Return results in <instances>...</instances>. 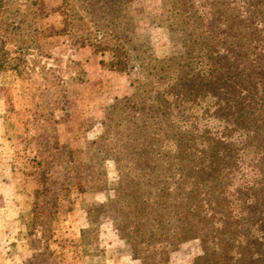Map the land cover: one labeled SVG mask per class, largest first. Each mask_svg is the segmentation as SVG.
Masks as SVG:
<instances>
[{"label":"rangeland","instance_id":"1","mask_svg":"<svg viewBox=\"0 0 264 264\" xmlns=\"http://www.w3.org/2000/svg\"><path fill=\"white\" fill-rule=\"evenodd\" d=\"M243 1L0 0V73L10 72L0 76V97L9 104L6 113L0 107V124H7L15 137L8 164L15 174L8 173L6 158L0 156V184L14 180L21 212L3 201L6 189L0 186V264H140L124 249L116 229H122L119 219L106 215L98 219L101 226L92 224L99 229L97 250L103 253L93 255L92 247L77 246L81 230L89 228L87 210L97 211L107 198L123 199V182L143 174L144 149L164 157L162 166L172 174L167 182L177 189L179 170L190 172L194 166L181 160L177 149L190 147L195 120L202 132L203 109L193 111L187 126L176 119L167 122L174 108L173 118L179 111L168 106L165 111L158 102L149 105L151 115L129 110L125 117L130 84L155 73L158 60L189 54L199 59L202 50L189 48L196 35L200 41L219 36L235 54L241 52L243 38H249L250 5L258 0H251L242 15ZM127 34L133 56L126 71L101 65L110 61V53H95L87 45H123ZM113 105L116 110L107 108ZM80 178L90 183L85 191L75 184ZM37 188L42 193L34 216ZM200 256L199 241L189 240L170 254V264H195Z\"/></svg>","mask_w":264,"mask_h":264},{"label":"trees","instance_id":"2","mask_svg":"<svg viewBox=\"0 0 264 264\" xmlns=\"http://www.w3.org/2000/svg\"><path fill=\"white\" fill-rule=\"evenodd\" d=\"M250 3L253 1H243L242 15ZM250 6L254 10L250 11L249 38H243L238 54L219 36L200 41L196 35L189 48L202 50L199 59L189 54L181 60H158L155 73L131 82L133 94L127 97L128 104H123L125 117L131 110L151 115L149 105L158 102L165 111L168 107L179 111L173 118L174 108L167 122L176 119L187 126L193 111L203 109L202 132L197 131L199 119L195 120L189 128L190 147L177 149L181 160L193 163V170H179L181 182L173 194V184L167 182L172 174L162 166L164 157L152 151L145 154L144 149L142 176L123 182V199L107 198L96 205L97 211L87 210L89 228L81 230L77 246L92 247L93 255L103 253L97 250L99 229L94 226H101L98 219L106 215L119 219L122 229H116L124 249L140 264H170V254L189 240H198L201 245L202 256L195 264H264V0ZM129 34L123 37V45L116 41L87 45L93 46L95 53H110V61H101V65L126 71L133 56L128 54ZM0 60L1 70V55ZM139 70L146 71L142 62ZM107 108L116 110V105ZM226 176L232 177V190ZM225 177V181L220 179ZM75 184L81 191L90 185L84 178ZM41 193L39 188L34 192V216Z\"/></svg>","mask_w":264,"mask_h":264},{"label":"crops","instance_id":"3","mask_svg":"<svg viewBox=\"0 0 264 264\" xmlns=\"http://www.w3.org/2000/svg\"><path fill=\"white\" fill-rule=\"evenodd\" d=\"M9 75L10 72H6V73H0V76L3 75ZM12 90V89H10ZM8 100L6 101L4 98L0 97V107L2 108L1 113H6V110L8 109L9 104L7 103ZM2 116V114H1ZM3 122H1L0 124V156H4V159L6 163V170H8V173L14 175V167H12L11 169L8 167L9 161H10V156L15 154V142L12 141L14 137V135L10 134L9 130H8V126L3 125ZM2 167L4 168V166L2 165ZM16 184H14V180L11 182V180L8 178V180L6 182H2L0 184V186H3L4 189H6L4 192H2L3 194V201H5L7 204H9L11 201V207L14 208L15 211H17L19 214H21L20 210L18 209V196L16 194V190H15V186ZM15 204V205H14ZM8 206V205H7Z\"/></svg>","mask_w":264,"mask_h":264}]
</instances>
